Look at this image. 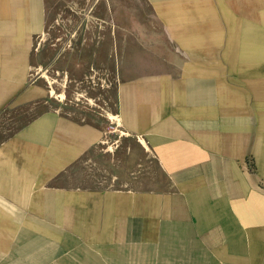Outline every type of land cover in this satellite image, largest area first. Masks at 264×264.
I'll return each instance as SVG.
<instances>
[{
  "label": "crops",
  "instance_id": "obj_1",
  "mask_svg": "<svg viewBox=\"0 0 264 264\" xmlns=\"http://www.w3.org/2000/svg\"><path fill=\"white\" fill-rule=\"evenodd\" d=\"M73 4L138 186L85 182L113 126L50 107L37 40ZM0 264H264V0H0Z\"/></svg>",
  "mask_w": 264,
  "mask_h": 264
},
{
  "label": "rangeland",
  "instance_id": "obj_2",
  "mask_svg": "<svg viewBox=\"0 0 264 264\" xmlns=\"http://www.w3.org/2000/svg\"><path fill=\"white\" fill-rule=\"evenodd\" d=\"M51 13L36 47L40 75L51 90L50 107L79 119L108 122L115 131L101 156L85 161L84 181L110 188L138 186L140 158L145 156L139 154L138 140L117 126L114 94L118 77L113 76V67L109 66V47L90 41L93 31L105 28L98 23L91 27V12H77L74 4L67 11L56 8Z\"/></svg>",
  "mask_w": 264,
  "mask_h": 264
}]
</instances>
